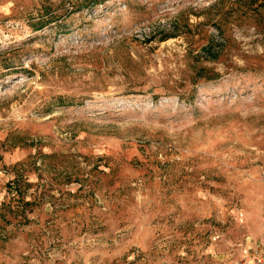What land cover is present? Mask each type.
Masks as SVG:
<instances>
[{
	"label": "rangeland",
	"instance_id": "1",
	"mask_svg": "<svg viewBox=\"0 0 264 264\" xmlns=\"http://www.w3.org/2000/svg\"><path fill=\"white\" fill-rule=\"evenodd\" d=\"M264 262V0H0V264Z\"/></svg>",
	"mask_w": 264,
	"mask_h": 264
},
{
	"label": "built area",
	"instance_id": "2",
	"mask_svg": "<svg viewBox=\"0 0 264 264\" xmlns=\"http://www.w3.org/2000/svg\"><path fill=\"white\" fill-rule=\"evenodd\" d=\"M236 264H264L263 260L258 257L252 260H248V259H240L237 261Z\"/></svg>",
	"mask_w": 264,
	"mask_h": 264
}]
</instances>
